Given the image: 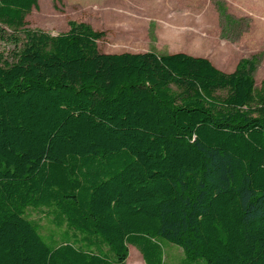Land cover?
Masks as SVG:
<instances>
[{
    "label": "trees",
    "instance_id": "16d2710c",
    "mask_svg": "<svg viewBox=\"0 0 264 264\" xmlns=\"http://www.w3.org/2000/svg\"><path fill=\"white\" fill-rule=\"evenodd\" d=\"M37 7L0 0V264H126L130 246L164 264L161 240L187 264H264L255 63L101 53L85 23L26 28Z\"/></svg>",
    "mask_w": 264,
    "mask_h": 264
},
{
    "label": "rangeland",
    "instance_id": "374dc122",
    "mask_svg": "<svg viewBox=\"0 0 264 264\" xmlns=\"http://www.w3.org/2000/svg\"><path fill=\"white\" fill-rule=\"evenodd\" d=\"M69 2L41 0L38 7L25 17V27L56 35L62 33L64 26L69 22L85 23L90 27L91 23H100L97 21L99 16L90 17L88 7L70 8ZM188 2L189 0H179L178 7L172 2L171 11L163 16V20L158 19L160 16L148 14L143 22L142 19L139 20L142 23L138 25L146 27L145 44L151 49H159L160 54L166 53L170 48L168 42L171 41H164L165 32L178 31L186 35L187 47L194 57H206L224 73L233 72L242 59L253 61L256 66L253 78L255 86L259 87L260 82L264 81V0H193V8L186 15L183 12ZM148 17L154 19L149 20ZM101 18L105 22V17ZM127 18L129 17L125 16L124 19L128 20ZM103 32L105 36L97 42L101 53L121 49L113 46V43L117 42L116 39H108L117 32ZM12 34L13 30L0 25V53L5 57L14 49L6 41ZM120 38L121 36H117V39ZM216 95L224 97L226 94L224 91H217ZM32 217L40 222L45 236L50 233L57 236L61 231L55 228L51 219L42 211L33 212ZM161 245L164 264H187L182 261L184 255L181 248L165 240H161ZM126 264H144L141 255L133 246L129 247ZM191 264L206 263L204 260H198Z\"/></svg>",
    "mask_w": 264,
    "mask_h": 264
},
{
    "label": "crops",
    "instance_id": "0c3cea01",
    "mask_svg": "<svg viewBox=\"0 0 264 264\" xmlns=\"http://www.w3.org/2000/svg\"><path fill=\"white\" fill-rule=\"evenodd\" d=\"M41 0H38L40 3ZM65 1V0H63ZM69 2L70 8H84L88 7L89 14L91 16H99L100 23L94 22L91 23V28L94 31L103 32H117L115 35L108 34L110 36L109 41L116 39L117 42L113 43L115 47H121V49L104 52L105 54H122V53H146V52H155L159 55L164 54H176L184 53L190 56H195L192 51L187 47L186 35L178 31H166L164 41L168 42L170 46L169 51L166 53L160 54L159 49H151L149 45L145 44V26L138 25L146 19V14L151 16H160L158 19L163 20L165 14L170 13L172 2L176 6L179 0H66ZM187 2V0H186ZM178 7V5H177ZM190 7V8H189ZM193 8V0H189L184 7L183 14H188ZM128 20H125L124 18ZM101 17H105V22ZM150 18V17H148ZM142 19V22L139 20ZM150 18L149 20H153ZM148 20V21H149ZM89 22V21H86ZM132 23L135 25H132ZM106 24V26H102ZM149 26V25H148ZM62 33H65L69 30V26H64ZM142 32V33H141ZM57 35V34H56ZM124 35V37H123ZM117 36H121L120 39H117ZM182 42L179 45L178 42ZM193 46V45H192ZM206 58V57H203Z\"/></svg>",
    "mask_w": 264,
    "mask_h": 264
}]
</instances>
